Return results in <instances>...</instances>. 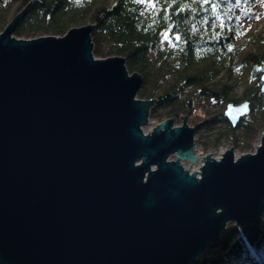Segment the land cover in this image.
Masks as SVG:
<instances>
[{
	"label": "water",
	"instance_id": "water-1",
	"mask_svg": "<svg viewBox=\"0 0 264 264\" xmlns=\"http://www.w3.org/2000/svg\"><path fill=\"white\" fill-rule=\"evenodd\" d=\"M24 15L0 34V264H192L229 222L262 218L264 135L202 158L199 179L181 162H198L204 121L144 134L155 101L123 57L94 58L92 25L19 40ZM226 105L234 127L251 111Z\"/></svg>",
	"mask_w": 264,
	"mask_h": 264
},
{
	"label": "trees",
	"instance_id": "trees-1",
	"mask_svg": "<svg viewBox=\"0 0 264 264\" xmlns=\"http://www.w3.org/2000/svg\"><path fill=\"white\" fill-rule=\"evenodd\" d=\"M22 12L19 39L92 25L93 54L123 57L129 74L142 77L137 98L155 101L149 117L204 119L205 149L229 138L248 150L264 130V24L245 27L264 18V0H0V31ZM246 99L250 118L234 127L226 104ZM192 264H264V215L249 225L229 223Z\"/></svg>",
	"mask_w": 264,
	"mask_h": 264
},
{
	"label": "rangeland",
	"instance_id": "rangeland-1",
	"mask_svg": "<svg viewBox=\"0 0 264 264\" xmlns=\"http://www.w3.org/2000/svg\"><path fill=\"white\" fill-rule=\"evenodd\" d=\"M13 20V19H12ZM9 21L8 22V25L12 22ZM264 24V18L262 20H258V19H249L245 22V27L247 26H251V27H255L257 25H263ZM7 25V26H8ZM5 26L1 31H0V34L4 31V29L7 27ZM14 36V35H13ZM15 37V36H14ZM18 38V37H16ZM19 39V38H18ZM20 40V39H19ZM94 58L95 59H104V58H99V57H96L94 55ZM138 99V98H136ZM247 119L250 118V115H246L245 116ZM163 121H166V120H163ZM186 121V124H188V126L190 127H193L195 126L197 123H201L204 121V119H201L199 117H193L191 116V118H188L185 120ZM160 123L158 122L157 119H152L150 118L149 120V123L148 125L142 127L141 130H143L144 134L146 135H150L151 132H153L154 128H156ZM183 125V119L180 120L179 122H175L173 123V127H178V126H182ZM203 127V126H202ZM200 128L197 132H196V135H195V145H194V149L196 150V154L199 155L200 154V158L198 160V162L196 163H190L188 161H182V164L184 163V166H186L184 168V170L188 171L189 174H192L194 172H196V174L198 175V178L200 179V173L202 172V169L201 167H203L205 165V161L204 159L202 158H205V156H207L208 154H210L209 156H211V158H213L214 160L216 161H220V157H222V155L227 151V150H230L231 147H232V150L234 151V156L236 159L240 158V156L242 155H247V154H252L256 151V149L260 146L261 142H262V137L264 135V130L261 131L260 133L256 134L257 137L255 139L252 140V142H250L251 145L250 146V149L248 150H243V146L246 145V142H240L238 146H235L233 144V142L229 139V138H226V139H223L222 143L220 146L218 147H209L208 149H205L203 148L202 146V142L204 140H206V135H207V132L203 130V128ZM241 131V130H240ZM149 133V134H148ZM245 143V144H244ZM177 159V155H171L170 158L168 159L169 162L171 161H176ZM137 164H141L140 161L137 162ZM191 166V167H190ZM190 167V168H189ZM152 171L157 169L158 167L157 166H152ZM200 168V169H199ZM263 217V216H262ZM231 223V222H229ZM229 223L226 225V228L227 226L229 225ZM234 223V222H233Z\"/></svg>",
	"mask_w": 264,
	"mask_h": 264
},
{
	"label": "snow or ice",
	"instance_id": "snow-or-ice-1",
	"mask_svg": "<svg viewBox=\"0 0 264 264\" xmlns=\"http://www.w3.org/2000/svg\"><path fill=\"white\" fill-rule=\"evenodd\" d=\"M236 2H237V3H239V2H240V0H236ZM177 39H179V37H177Z\"/></svg>",
	"mask_w": 264,
	"mask_h": 264
},
{
	"label": "bare ground",
	"instance_id": "bare-ground-1",
	"mask_svg": "<svg viewBox=\"0 0 264 264\" xmlns=\"http://www.w3.org/2000/svg\"><path fill=\"white\" fill-rule=\"evenodd\" d=\"M181 166H183L184 168L186 167V166H184V163L182 164V162H181Z\"/></svg>",
	"mask_w": 264,
	"mask_h": 264
},
{
	"label": "built area",
	"instance_id": "built-area-1",
	"mask_svg": "<svg viewBox=\"0 0 264 264\" xmlns=\"http://www.w3.org/2000/svg\"><path fill=\"white\" fill-rule=\"evenodd\" d=\"M200 169V168H199Z\"/></svg>",
	"mask_w": 264,
	"mask_h": 264
}]
</instances>
